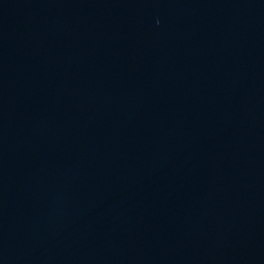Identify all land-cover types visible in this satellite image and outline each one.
<instances>
[{"label": "water", "instance_id": "water-1", "mask_svg": "<svg viewBox=\"0 0 264 264\" xmlns=\"http://www.w3.org/2000/svg\"><path fill=\"white\" fill-rule=\"evenodd\" d=\"M0 264H264V0H0Z\"/></svg>", "mask_w": 264, "mask_h": 264}]
</instances>
